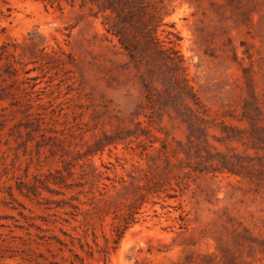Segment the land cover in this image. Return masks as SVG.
I'll return each mask as SVG.
<instances>
[{"label":"rangeland","instance_id":"rangeland-1","mask_svg":"<svg viewBox=\"0 0 264 264\" xmlns=\"http://www.w3.org/2000/svg\"><path fill=\"white\" fill-rule=\"evenodd\" d=\"M160 1L158 36L206 110L191 143L173 113L148 107L145 68L100 16L0 0V54H12L0 59V234L26 238L13 225L33 223L36 241L68 245L52 243L54 258L39 246L37 264H264V0Z\"/></svg>","mask_w":264,"mask_h":264},{"label":"trees","instance_id":"trees-1","mask_svg":"<svg viewBox=\"0 0 264 264\" xmlns=\"http://www.w3.org/2000/svg\"><path fill=\"white\" fill-rule=\"evenodd\" d=\"M40 3L45 10L50 8L59 12H63L66 7L71 9L78 7L79 9H85L94 16H100L102 18V27L107 34L114 37L119 47L127 54L129 59L136 64V66H143L146 70L148 82H145L144 92L145 99L150 109L163 110L170 117L171 113L174 114L176 119H179L185 124L189 134L188 142L190 139H198V135L204 131V116L206 110L201 104L199 98L194 93L192 87L189 85L186 67L184 61L176 49V43L173 40L168 42L162 41L158 36V30L162 25V17L160 14V0H33ZM30 46H35V43L30 42ZM15 49V48H14ZM41 51L44 48L40 49ZM12 56L7 45L1 47V57L8 58ZM9 77H16V72L11 63L5 64ZM157 83L161 87V91L154 93L156 88L152 87V84ZM140 124V123H137ZM149 131H147L148 133ZM118 139L108 140L107 143H113ZM153 142L150 145L144 147L140 155H142L147 148H152ZM166 146L161 144L158 151H163L165 156ZM185 155V159L190 158V153L182 150ZM202 171V170H200ZM103 173L97 170L90 172L91 185L97 192L100 193L99 187L96 186L101 179ZM69 177L72 173L69 172ZM150 188L155 189L157 183L150 182ZM71 187L73 184L70 185ZM78 186V185H77ZM83 186V185H79ZM106 185H104L105 187ZM69 187V186H68ZM115 188V186H112ZM150 188L148 191H150ZM159 190H154L157 192ZM19 193L25 197H29L23 194L22 190ZM35 195V194H34ZM37 195V194H36ZM11 196V195H10ZM168 198H174L170 194H167ZM136 205L132 204L127 207L125 216L123 215L119 222L114 226L115 239L114 243H118L122 236V230L128 227L136 214ZM20 214V213H19ZM4 227V226H1ZM13 227L20 231H25L26 238L20 236L2 237L0 234V264L6 259L19 258L22 262L36 263L35 250L39 246H44L47 252H50V246L52 243L56 244L57 251L62 252L63 248H67V244L61 241L56 236H38L35 235L38 241H36L29 232L30 228L39 230L38 226L33 223L24 226L14 224ZM12 230H9L11 233ZM95 238V237H94ZM72 252V250H68ZM51 257L54 255L50 252ZM38 256V255H37ZM42 258V256H38ZM75 259L78 257L74 255ZM46 260V258H43ZM79 263L82 261L78 259ZM49 264H56L53 261ZM70 264H75L73 261ZM37 264V263H36Z\"/></svg>","mask_w":264,"mask_h":264}]
</instances>
